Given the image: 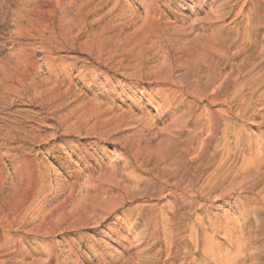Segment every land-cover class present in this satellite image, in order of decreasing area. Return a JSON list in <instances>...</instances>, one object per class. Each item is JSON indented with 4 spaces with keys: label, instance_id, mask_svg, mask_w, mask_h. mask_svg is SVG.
Instances as JSON below:
<instances>
[{
    "label": "rangeland",
    "instance_id": "1",
    "mask_svg": "<svg viewBox=\"0 0 264 264\" xmlns=\"http://www.w3.org/2000/svg\"><path fill=\"white\" fill-rule=\"evenodd\" d=\"M242 47L245 82L264 68V0H0V264H163L180 156L207 185L202 222L242 226L232 248L209 232L219 258L264 264V69L229 101L205 97ZM208 107L246 114L240 142L215 137L202 161ZM243 154L260 168L239 171ZM179 207L184 232L196 207Z\"/></svg>",
    "mask_w": 264,
    "mask_h": 264
},
{
    "label": "bare ground",
    "instance_id": "2",
    "mask_svg": "<svg viewBox=\"0 0 264 264\" xmlns=\"http://www.w3.org/2000/svg\"><path fill=\"white\" fill-rule=\"evenodd\" d=\"M219 53L221 55L225 54L223 51H220ZM239 53L243 54V60L238 66H234L232 63H230L229 62V56H226L228 59H227V62L223 64L222 68L216 69L215 66L213 67L212 72H213L214 79L211 80V87H212L211 93L209 94V92L207 91L208 94H206V95H209V96L208 97L205 96L212 103L213 102L216 103V102H220V101H229L227 99L229 97L228 96L229 90H232V91L234 90L236 92L237 91L239 92V91H241V89L243 87L248 86V84H250V82L253 83V82H257L259 80L260 75L263 72L264 68H261L259 70L257 69L258 72L256 74L250 75V77L248 79L246 78L247 81H245V82L240 81L239 77L234 76L236 70L239 71L242 67H244L248 63V61L251 59V57H253V59H254V57H255L254 55H256L255 51L250 53L244 47L237 50L236 54H239ZM251 61H252V59H251ZM15 69L18 70V67H15ZM16 76L19 77L20 74L16 75ZM231 94H233V93H231ZM244 100H245L244 96H242L238 100H235V105L237 106V109L239 107H241V105H243L242 103L244 102ZM243 111L246 112V110H243ZM245 114L246 113H243L241 110H237L235 112V115L232 114V112L229 110H221V112H219V111L216 112V111H214L208 107L207 108V114L206 115L202 114L200 116L202 118V133L205 132V135H204V137L202 136L203 137L201 140L202 146L200 148V152L197 155V157H199V159L202 158V161L206 160V157L208 156L207 153H208L209 147L212 146V142H213L214 138L215 137H222L223 138L227 133L231 134L233 136V141L236 144H238L240 137H239V131L236 128L235 119H239ZM256 143H258V142H254L252 140L250 143H248V145H245V147L242 148V150H253ZM228 150L229 149L227 148L225 150L223 156H222V163L229 156ZM245 155L244 154L241 155V165H240L241 168L239 169V171H241V172L245 171L247 167H249L250 165H254V162H257V166H256L257 169L260 168L259 166L261 165V161L259 160V156L248 160V158ZM160 158L163 161H167L169 165L173 164V161L170 158L164 157L163 154L161 155ZM194 158H196V157H194ZM177 159H178L177 165L174 168V170L172 171V175H170V181H172L173 187L175 189L179 190V193H178L179 197H178V199L177 198L175 199L174 210H173V208H171V210H173V217L169 218V220H170V222H169L170 223V230H169L170 234L168 235V233H166L165 230H161L159 233L160 237H162V236L167 237L168 236L167 238L169 241V242H167V245L165 247V250L167 251V253H166V257H165L166 260L163 261L164 262L163 264H230V261L223 262L219 258L220 256L218 254L220 253V250H221L220 248L211 247V244H210L211 243V236H210L209 232L211 231L210 233L215 234L218 231H221L226 236V242L228 244V248H232L231 246L234 242L232 235L237 234L238 229H240V227H242V226H240V225L238 226V224H236V223L235 224L231 223V225L228 222L222 223V222H220V219H219V221H211L208 224H204L203 223L204 221L202 222V218L198 215L197 211L198 212L200 211V213H202L201 209L204 208L202 206V192L205 190L207 185L202 184L199 187V189L194 190V181H193V178L191 175V168H190V162L192 163V161L190 159H187L185 156H180ZM217 167H219V166H216V168L214 169V173H215L216 169H218ZM239 171H237L236 174H239ZM220 184L221 183L213 185L207 191L206 194L209 196L208 199H210V195L212 194L213 191L216 190V188ZM182 186L186 187V191H184V192L180 191ZM171 190H173V189H171ZM235 199L237 200V199H239V197L236 196ZM211 201H213V200H211ZM262 201H263V199H262ZM257 202H260V200L253 198V201H252L251 198L249 199L248 197L244 196V198L241 201L238 200V203H239L238 206L245 207V204H247L248 208L253 209V207H251L252 203L255 204ZM187 205H189L191 207L192 206L196 207V209L192 213H190V215H195V218L193 217L194 219L192 222H190V221L186 222L185 230L183 232L181 230V225H180V221H181V218L183 217L182 216L183 214H182V212H180V210L182 208L180 209L179 206L184 207ZM250 213H252V210L250 211ZM248 216H249V214L246 216V218H248ZM167 219H168V217L166 218V217L160 216L159 217V223H161L160 221L167 220ZM221 219H223V218H221ZM217 222H220V223L218 224ZM161 249H162V247H161Z\"/></svg>",
    "mask_w": 264,
    "mask_h": 264
}]
</instances>
